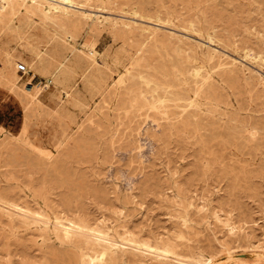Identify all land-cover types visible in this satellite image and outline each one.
Here are the masks:
<instances>
[{
    "label": "rangeland",
    "instance_id": "374dc122",
    "mask_svg": "<svg viewBox=\"0 0 264 264\" xmlns=\"http://www.w3.org/2000/svg\"><path fill=\"white\" fill-rule=\"evenodd\" d=\"M231 256L264 264V0H0V264Z\"/></svg>",
    "mask_w": 264,
    "mask_h": 264
},
{
    "label": "built area",
    "instance_id": "2783aa9c",
    "mask_svg": "<svg viewBox=\"0 0 264 264\" xmlns=\"http://www.w3.org/2000/svg\"><path fill=\"white\" fill-rule=\"evenodd\" d=\"M16 69L18 72H22V73L27 72L25 64L22 63L17 64Z\"/></svg>",
    "mask_w": 264,
    "mask_h": 264
},
{
    "label": "bare ground",
    "instance_id": "6f19581e",
    "mask_svg": "<svg viewBox=\"0 0 264 264\" xmlns=\"http://www.w3.org/2000/svg\"><path fill=\"white\" fill-rule=\"evenodd\" d=\"M62 2H67V0H61ZM181 98V97H180ZM177 101V100H176ZM96 236V235H95ZM201 261V259H199ZM229 260H235L237 263L236 264H242L243 262L237 260L234 256L229 257ZM197 262V261H196ZM193 263V262H192ZM256 264V263H255Z\"/></svg>",
    "mask_w": 264,
    "mask_h": 264
}]
</instances>
